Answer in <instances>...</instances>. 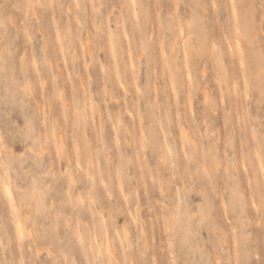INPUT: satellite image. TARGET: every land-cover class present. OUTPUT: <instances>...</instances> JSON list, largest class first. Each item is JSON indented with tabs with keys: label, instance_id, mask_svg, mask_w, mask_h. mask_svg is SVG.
<instances>
[{
	"label": "rangeland",
	"instance_id": "1",
	"mask_svg": "<svg viewBox=\"0 0 264 264\" xmlns=\"http://www.w3.org/2000/svg\"><path fill=\"white\" fill-rule=\"evenodd\" d=\"M95 260L264 261V0H0V264Z\"/></svg>",
	"mask_w": 264,
	"mask_h": 264
},
{
	"label": "bare ground",
	"instance_id": "2",
	"mask_svg": "<svg viewBox=\"0 0 264 264\" xmlns=\"http://www.w3.org/2000/svg\"><path fill=\"white\" fill-rule=\"evenodd\" d=\"M230 32H231V35H232V38L235 40V37H236V35H235V33H234V31L232 30V28L230 29ZM89 38V37H88ZM88 46H91V45H88ZM92 48V47H91ZM90 48V50H92ZM89 53H90V51H89ZM186 133V132H185ZM184 134V133H183ZM185 137H186V135H185ZM187 138V137H186ZM170 150L172 149V148H169ZM142 222V221H141ZM126 229V228H125ZM101 230V229H100ZM128 230V229H127ZM141 231H143L142 229H141ZM140 231V232H141ZM99 232V231H98ZM103 232V230H101V232H100V234ZM125 232L127 233L128 231H126L125 230ZM125 232H124V235H128V234H125ZM106 233V232H105ZM142 234V233H141ZM103 237V236H102ZM126 237V236H125ZM146 237V236H145ZM105 237H103L102 238V241L99 243L100 244V247H99V250L102 248V246H104V248L109 252V255L112 257V258H118V256L116 257V254H115V252H114V248H113V245L112 244H109V246H107L108 245V243H107V240H106V238L104 239ZM127 238V237H126ZM104 239V240H103ZM147 239V238H146ZM147 241V240H146ZM145 241V242H146ZM147 243V242H146ZM105 250V251H106ZM104 251V250H103ZM102 253H105V252H102ZM93 254H94V257H95V259H97V251L93 248ZM101 254V253H100ZM106 254V253H105ZM95 262H96V264H99L98 262H97V260H95Z\"/></svg>",
	"mask_w": 264,
	"mask_h": 264
},
{
	"label": "snow or ice",
	"instance_id": "3",
	"mask_svg": "<svg viewBox=\"0 0 264 264\" xmlns=\"http://www.w3.org/2000/svg\"><path fill=\"white\" fill-rule=\"evenodd\" d=\"M9 195H11V193L9 192ZM261 264H264V261H261Z\"/></svg>",
	"mask_w": 264,
	"mask_h": 264
}]
</instances>
